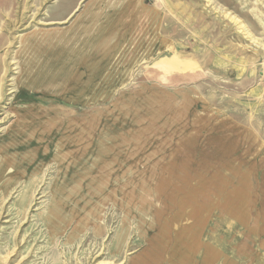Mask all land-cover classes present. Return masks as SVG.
Returning <instances> with one entry per match:
<instances>
[{
	"label": "rangeland",
	"instance_id": "1",
	"mask_svg": "<svg viewBox=\"0 0 264 264\" xmlns=\"http://www.w3.org/2000/svg\"><path fill=\"white\" fill-rule=\"evenodd\" d=\"M81 2L0 0V264H264V0Z\"/></svg>",
	"mask_w": 264,
	"mask_h": 264
},
{
	"label": "crops",
	"instance_id": "2",
	"mask_svg": "<svg viewBox=\"0 0 264 264\" xmlns=\"http://www.w3.org/2000/svg\"><path fill=\"white\" fill-rule=\"evenodd\" d=\"M82 2V4L80 5V8L83 6V4L87 1V0H81ZM65 3V2H64ZM67 7V4H63L62 6H61V8H66ZM80 8L79 9H77L74 13H78L79 12V10H80ZM65 35V34H64Z\"/></svg>",
	"mask_w": 264,
	"mask_h": 264
},
{
	"label": "bare ground",
	"instance_id": "3",
	"mask_svg": "<svg viewBox=\"0 0 264 264\" xmlns=\"http://www.w3.org/2000/svg\"><path fill=\"white\" fill-rule=\"evenodd\" d=\"M65 147V146H64Z\"/></svg>",
	"mask_w": 264,
	"mask_h": 264
}]
</instances>
